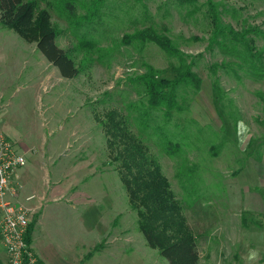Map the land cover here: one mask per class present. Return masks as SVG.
<instances>
[{
	"label": "rangeland",
	"instance_id": "rangeland-1",
	"mask_svg": "<svg viewBox=\"0 0 264 264\" xmlns=\"http://www.w3.org/2000/svg\"><path fill=\"white\" fill-rule=\"evenodd\" d=\"M68 2L73 16L64 10ZM211 5L223 26L249 33L240 43L218 36L226 52L211 42ZM41 10L49 13L58 33L56 44L69 52L80 72L63 78L35 42L0 25V118L11 121L28 148L25 153L10 140L25 158L23 171L27 168L33 178L31 189L41 194L60 167L65 183L68 167L88 160L91 173L80 184L97 191L109 233L97 240L94 250H111L99 264H168L139 232L136 212L117 173L119 163L106 148L99 122L114 112L157 160L202 258L206 244L234 252L232 239L222 246L221 240L208 237L218 227L222 232L238 231L247 190L256 193L255 200H264V77H253L243 61L248 57L243 45L254 39L255 49L263 52L257 66L264 67V0H50L39 3L36 14ZM250 28L260 35L254 36ZM144 29L170 41L201 80L199 90L185 84L176 88L175 102L182 110H172L168 117L163 108H150L138 79L152 69L160 79L171 81L179 61L153 42L136 40ZM44 136L45 152L59 147L53 154L55 166H47L51 154L45 157L47 175L39 168L45 162ZM76 178L73 173L72 186ZM229 197L238 208L225 207ZM43 205L55 204L47 199ZM44 214L37 233L47 241V211ZM48 226L53 228L50 222ZM54 226L59 232V225ZM82 244L88 245L87 240ZM223 255L217 253V264L225 263ZM261 258L264 264V255Z\"/></svg>",
	"mask_w": 264,
	"mask_h": 264
},
{
	"label": "trees",
	"instance_id": "trees-1",
	"mask_svg": "<svg viewBox=\"0 0 264 264\" xmlns=\"http://www.w3.org/2000/svg\"><path fill=\"white\" fill-rule=\"evenodd\" d=\"M49 1L0 0V25L13 30L28 42H35L36 49L58 69L60 75L63 78L72 79L77 77L80 71L69 52L56 44L58 33L50 24L49 13L41 10L36 14L38 4H47ZM64 10L73 16L71 2L65 4ZM209 10L214 27L212 44L218 42V36H221L223 40L231 38L233 42L240 43L243 36L249 34L246 31L235 32L228 25L223 26L219 18L220 14L215 11V8L211 5ZM250 29L254 36L260 35L257 28ZM31 34L32 38H30ZM135 39L153 42L169 57L178 59L179 65L172 68L175 76L171 81L160 79L159 73L152 69H148L138 80L145 90L150 108H163L167 117L172 110L179 112L182 108L175 102L176 88L180 84H185L194 90H199L200 78L192 72L190 64L185 63L179 50L174 48L164 36L151 29H144L136 34ZM217 44L225 49L223 52H226L225 43L220 41ZM232 46L231 50L236 53V46ZM243 46L248 56L243 60L248 72L256 78L264 77V67L257 66L263 52L255 49L254 39L245 41ZM99 125L105 136L106 148L112 156V161L119 163L117 173L127 192L130 208L136 212L137 227L146 245L156 249L168 264H198L199 253L195 237L190 233L180 215L178 203L157 160L130 132L125 122L116 113L107 114ZM168 146L172 145L168 144ZM31 229L32 224H29L26 234L28 244Z\"/></svg>",
	"mask_w": 264,
	"mask_h": 264
},
{
	"label": "crops",
	"instance_id": "crops-1",
	"mask_svg": "<svg viewBox=\"0 0 264 264\" xmlns=\"http://www.w3.org/2000/svg\"><path fill=\"white\" fill-rule=\"evenodd\" d=\"M49 108H51V106H49ZM49 120L50 119L47 120V124ZM59 127L61 128L62 126L60 125ZM15 128L16 127H14L10 120L0 118V131L7 139L14 140L15 144L19 145L22 148L21 150L26 153L28 148L23 144L22 136H19V134L15 132ZM50 133L51 132H49L48 135H50ZM46 136L42 138L41 145L43 146V153L41 154V158L45 161L46 155L51 154L47 156V166H55L57 159H55L56 156L53 154L57 153L59 147L53 149L51 146L48 148L49 150L47 149L48 151L45 152L44 147L48 141ZM51 144L52 143H50V145ZM18 152L20 153V151ZM90 165L91 163H89L88 160H84V165L81 163L79 167L76 168L68 167L65 183H63L61 179L64 169L60 167L54 174V176H56L52 180L49 179L46 181V187L41 194L31 189L33 178H31L27 168L23 171V167L16 172L15 178L23 187L22 195L34 193L39 197L38 201L32 203L33 206L37 207V213L32 216L30 221L32 229L29 246L37 259L35 264H99L102 262L100 261L101 257H105L107 254L109 255L111 251L109 247L103 248L100 252H96V249L94 250L97 240H102L105 239L107 235L109 236L107 232V220L101 209H99L101 207L99 205L101 202L98 201L99 197H97V191H92L91 187L88 188V185L80 184L83 183V180L91 173V171L88 170ZM45 166L46 161L42 163V166H39V168L45 170L47 175L49 170H47L48 168H45ZM73 173L78 177L76 178L77 182H75L74 186H72L70 182ZM248 191L249 190L246 191L247 193L243 198L245 201L242 207L244 213L240 216L239 224L241 227L238 228V231L232 233L222 232L221 228L218 227V232L216 234H210L208 237V239L216 237L221 240L222 246L227 245L228 240L226 239H232L234 244H236V250L233 252V250L228 249L229 247L227 249H223L222 247L213 249L209 248V245L206 244V256L202 258V253L199 252L198 264H217L218 260L215 259L217 253L220 255H223V253L225 254L223 255L225 263L223 264H263L261 257L264 255V224L256 223L255 218L262 223L264 222V200H255L254 197L256 193L249 194ZM94 193L96 194L93 195ZM47 199H50L55 205L47 208L46 205H43ZM100 200L102 201L101 198ZM106 203L108 207H110L111 203L109 201H106ZM238 206L239 204L230 200V197L228 201L226 200L225 207H228L229 210L236 209ZM79 208L82 210H78ZM68 209H72L70 211L72 213L71 216L67 215ZM46 211V219L48 223L50 222L53 226V228L48 226V223L45 225L46 229L44 232L46 231L47 233L45 236L47 241L43 240L37 233V225L42 224L43 221H41V219L42 216H45L44 213ZM252 213H254L255 218H251ZM73 214H76V216H73ZM54 224H57V226L59 225V232H61V235L57 232L58 227L54 229V227H56ZM109 224H113L112 221ZM249 229L250 233H246ZM54 236L57 238V243L56 240H53ZM93 236L94 240H91L90 238ZM119 238L124 239L122 236ZM82 239L87 240L88 245L82 244ZM89 241H91L92 244ZM236 241H238V243H236ZM92 248L93 250H91ZM230 256L233 257V262L230 261ZM6 261L7 255L0 237V264H6Z\"/></svg>",
	"mask_w": 264,
	"mask_h": 264
},
{
	"label": "built area",
	"instance_id": "built-area-1",
	"mask_svg": "<svg viewBox=\"0 0 264 264\" xmlns=\"http://www.w3.org/2000/svg\"><path fill=\"white\" fill-rule=\"evenodd\" d=\"M26 164L24 156L0 131V237L6 264H35L37 259L26 240L31 218L37 213L34 193L22 195L16 172Z\"/></svg>",
	"mask_w": 264,
	"mask_h": 264
}]
</instances>
